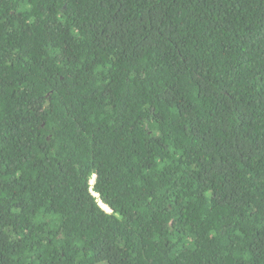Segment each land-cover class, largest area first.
<instances>
[{
  "label": "trees",
  "instance_id": "16d2710c",
  "mask_svg": "<svg viewBox=\"0 0 264 264\" xmlns=\"http://www.w3.org/2000/svg\"><path fill=\"white\" fill-rule=\"evenodd\" d=\"M0 264H264V0H0Z\"/></svg>",
  "mask_w": 264,
  "mask_h": 264
}]
</instances>
